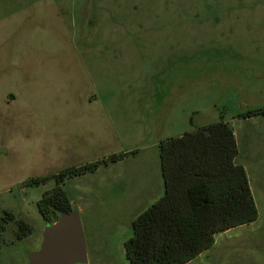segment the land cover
I'll return each mask as SVG.
<instances>
[{"label":"rangeland","instance_id":"1","mask_svg":"<svg viewBox=\"0 0 264 264\" xmlns=\"http://www.w3.org/2000/svg\"><path fill=\"white\" fill-rule=\"evenodd\" d=\"M263 106L264 0H0V215L33 226L15 240L9 224L0 264H28L42 242L37 201L58 183L27 179L137 149L59 184L85 264H129L131 221L164 192L159 141L220 119L258 217L186 264H264V114L238 117Z\"/></svg>","mask_w":264,"mask_h":264},{"label":"trees","instance_id":"2","mask_svg":"<svg viewBox=\"0 0 264 264\" xmlns=\"http://www.w3.org/2000/svg\"><path fill=\"white\" fill-rule=\"evenodd\" d=\"M260 114H264V106L238 116ZM137 151L112 153L97 161L65 167L52 176L27 179L31 186L52 177L58 183L37 201L42 218L53 223L59 211L73 208L59 184L95 173L102 164L115 163ZM237 154L232 127L222 119L159 141L164 192L131 221L133 233L124 242L129 264H184L211 247L216 233L257 219L248 177L244 166L236 161ZM10 223L15 240L33 232L26 218L5 211L0 215V249L11 243L4 235Z\"/></svg>","mask_w":264,"mask_h":264},{"label":"water","instance_id":"3","mask_svg":"<svg viewBox=\"0 0 264 264\" xmlns=\"http://www.w3.org/2000/svg\"><path fill=\"white\" fill-rule=\"evenodd\" d=\"M28 264H85L87 247L81 216L74 207L59 211L53 223L43 230L40 248L28 251Z\"/></svg>","mask_w":264,"mask_h":264},{"label":"crops","instance_id":"4","mask_svg":"<svg viewBox=\"0 0 264 264\" xmlns=\"http://www.w3.org/2000/svg\"><path fill=\"white\" fill-rule=\"evenodd\" d=\"M253 116H257V115H253ZM239 117V116H238ZM251 117V116H250ZM241 118V117H240ZM232 130H233V133H234V136H235V132H234V129L232 128ZM123 152V151H122ZM114 153H117V152H114ZM136 153H138V152H136ZM136 153H134V154H129L128 156H126V157H124L123 159H125V158H127V157H129V156H133V155H136ZM101 159V158H100ZM100 159H97V160H100ZM123 159H121V160H123ZM121 160H119V161H121ZM94 160H92V161H89V162H93ZM96 161V160H95ZM159 161V160H158ZM82 164L83 163H87V162H81ZM246 171V170H245ZM97 172V171H96ZM95 172V173H96ZM89 174H94V173H86V174H84V175H81V176H77V177H74V178H72V179H78V178H80V177H87V175H89ZM162 177V176H161ZM163 180V179H162ZM249 181V180H248ZM250 185V184H249ZM163 188H164V182H163ZM78 209V208H77ZM79 210V209H78ZM247 224V223H246ZM242 225H245V224H242ZM242 225H240V226H242ZM234 227H232V228H229V229H233ZM229 229H226V230H224V231H227V230H229ZM221 232H223V231H221ZM218 233H220V232H218ZM218 233H216V234H218ZM215 234V235H216ZM215 235H214V237H215ZM214 245V243L212 244V246ZM212 246L211 247H209L208 249H210V248H212ZM208 249H206V250H204V251H202L199 255H197L195 258H193L192 260H190V261H188V262H186V263H192L193 261H195V259H197L198 257H200V256H202L204 253H206V251L208 250ZM213 254V253H212ZM243 255V257H239V260H241L242 262L241 263H237V261H236V264H246V262H244L243 260H247L246 259V256H247V254H242ZM213 257L214 256H216V255H212ZM222 259H224L223 257H222ZM186 263H184V264H186ZM214 264V263H213Z\"/></svg>","mask_w":264,"mask_h":264}]
</instances>
